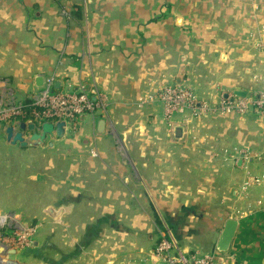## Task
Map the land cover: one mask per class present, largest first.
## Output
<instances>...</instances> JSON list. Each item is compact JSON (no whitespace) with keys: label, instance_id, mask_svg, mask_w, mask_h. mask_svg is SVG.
<instances>
[{"label":"crops","instance_id":"1","mask_svg":"<svg viewBox=\"0 0 264 264\" xmlns=\"http://www.w3.org/2000/svg\"><path fill=\"white\" fill-rule=\"evenodd\" d=\"M198 2L207 0H195ZM209 2L225 4L227 11L199 19L189 16L199 23L175 30L191 37L181 50H173L163 38L158 40L159 50L155 49L152 36L144 51L130 47L131 52L119 55L115 50L119 44L102 46L103 37L88 41L77 54L61 44L67 34L58 27V0H0V139L11 153V158L3 161L5 176L14 172L16 156L45 147L64 148L69 157L80 148L100 152L101 144L112 136L115 161L129 167L117 171L119 174L113 172V176L73 180L65 204L52 206L55 218L46 223L55 232L63 229L60 237L54 238L56 248L46 254L36 248L39 240L33 241L32 248L13 244L16 253L0 255V264L7 258L18 264H165L152 256L153 244L162 234L180 250L216 251L217 264H264V106L244 114L212 110L220 98L249 95L253 93L250 86L264 89V54L255 44L257 30L264 25V0ZM136 59L141 65L128 69L127 64ZM37 77L40 86H35ZM47 77H53L55 89L101 92L109 104L123 112L137 97L175 83L189 88L210 110L180 121V134L173 139L168 138L169 128L162 121V103L153 101L144 106L145 119L152 122L148 125L122 127L113 111L106 110L111 123L101 119L98 128L96 110L76 118L79 124L74 130L64 126L60 138L46 135L43 144L34 146L10 144L5 128L12 125L18 130V122H33L18 115L20 106ZM9 99L19 109L16 113L2 107ZM135 133L142 137L133 143L130 136ZM29 134L25 130L24 138ZM138 176L144 178L139 181ZM154 176L197 177L193 184L184 181L188 194H183L176 207H167L155 200ZM230 179V190L218 192L217 181L227 184ZM169 183L163 196L177 189ZM13 206L0 204V213L43 212L40 202L29 204V208ZM161 217L169 219L168 224ZM228 219L235 221L233 233L225 250L219 251L215 247ZM6 234L0 227V245H11Z\"/></svg>","mask_w":264,"mask_h":264},{"label":"rangeland","instance_id":"2","mask_svg":"<svg viewBox=\"0 0 264 264\" xmlns=\"http://www.w3.org/2000/svg\"><path fill=\"white\" fill-rule=\"evenodd\" d=\"M71 1L58 0V27L67 34L61 38V44L68 46L71 52L76 54L82 52L88 41L94 43L100 37L106 40L102 46L117 42L119 46L115 50L119 55L131 52L130 47H133L132 51H144L146 43L148 45L152 36L155 47L161 45L158 40L163 38L173 47V50L178 51L182 49L184 43H186L185 41L191 39V37H185L183 33H178L175 30L179 27L182 28L184 25L189 27L194 22L199 23L197 20H189V16L192 18L196 15V18L199 19L206 15L225 13L227 11L225 4H212L209 2L210 0H207V3L198 2L197 4H195V0H73L74 3ZM254 11L258 12V8L254 9ZM261 13H264V4L261 6ZM172 29L173 32L170 33L169 31ZM99 49H101V45ZM155 49L159 50L158 47ZM124 60H119V62L121 63ZM135 64H140L138 59L127 64L128 69ZM250 87V92L260 89L259 86ZM93 94L103 104L99 108L97 116L100 119H106L107 123H111V120L106 116V110L113 111L115 114L114 118L118 120L117 123L122 127L152 123L151 121L147 122L145 119L146 108L144 106L146 104L138 106L135 101L133 104L131 102L128 106H125L129 110L123 112V110L114 108L115 105L109 104L103 93L93 90ZM8 95L10 97V94ZM13 106H15L14 103L9 99V103L2 107L10 108L13 112L16 109ZM26 107L25 103L20 106L21 113L18 115L23 119H29L30 117L29 109ZM218 114L222 113L218 112ZM162 121L166 128H169L168 138L173 139L174 135L171 128L173 126L178 127L181 122L177 117L172 118L171 125L167 124L165 120ZM78 124L79 121L76 119L72 124H67V128L72 131ZM154 124L159 123L155 122ZM141 137L142 135L138 133L130 136L133 143L140 141ZM150 139L155 140L158 138ZM114 140V136L108 137L106 139L107 142L101 144L103 148L100 152L94 148L76 149L72 157L67 156L64 148L45 147L37 149L32 151V153L16 156L14 172H11V176H5L3 161L11 158V153L3 146L0 139V204L6 203L9 207L14 205L13 207L17 208H29V204H38L40 202L43 208V212L38 215L28 212L14 214L12 211L2 210L0 216H7V219L5 222L0 223V226H3L1 228L7 231L6 235L9 243L17 245L19 248H32L33 241L39 240L40 244L36 248L43 250V253H51L56 248L54 238L56 236L60 237L63 229L58 228L55 232V229L50 230L49 225L46 223L50 222L53 217L55 218V206L60 203L61 205L65 204V195L71 192V182L73 180L82 182L84 176H113V172L116 173L129 168L127 164H122L121 167L115 161L116 158L113 153L117 149ZM104 164L108 166L105 167ZM119 173L117 172L116 174ZM3 177L5 179L4 183L2 181ZM196 177L154 176V190L157 192V194L155 192V200L157 204L176 207L182 201L183 194H188L186 192L189 188H185L184 181L193 184ZM138 178L140 181L144 177L138 176ZM231 178L233 179V176ZM179 179L181 181H178ZM232 179H230V183H227L229 185L226 184L225 180L223 182L218 180V192L229 191L233 184ZM167 181L172 182L171 184L177 187L174 193L167 195L173 199H169L162 194L163 190L168 189L166 188ZM143 182L145 184V181ZM198 184H200V181ZM163 200H166L163 203L164 205L161 203ZM18 205L22 206L18 207ZM11 213H13L14 218H12ZM166 217H164L165 219L161 217V219L168 224L169 219ZM111 219L108 218L109 221ZM18 235L21 236V245L15 241ZM153 235L155 234L153 233ZM154 238L156 240V235ZM63 247H65V244H63Z\"/></svg>","mask_w":264,"mask_h":264},{"label":"built area","instance_id":"3","mask_svg":"<svg viewBox=\"0 0 264 264\" xmlns=\"http://www.w3.org/2000/svg\"><path fill=\"white\" fill-rule=\"evenodd\" d=\"M255 44L264 54V25H261L257 30ZM52 82L53 77H47L42 86L25 103L29 109V120L38 126L44 121L52 123L62 121L67 126L84 113H92L103 106L93 91L89 92L81 88L55 89L52 87ZM153 101L162 103L163 118L169 125H171L173 117L185 122L195 114L210 110L206 103L196 100L189 88L176 84L162 85L156 92L141 95L136 99L138 106ZM263 106L264 90L258 89L249 95L220 98L212 110L226 114H244L250 110L259 111ZM15 111H19V109L17 108ZM15 111L13 112L16 113ZM20 238L21 236L18 235L15 240L19 245L22 243ZM152 256L162 260L165 264H217L218 258L217 252L214 250H180L170 238L163 234L153 244Z\"/></svg>","mask_w":264,"mask_h":264},{"label":"water","instance_id":"4","mask_svg":"<svg viewBox=\"0 0 264 264\" xmlns=\"http://www.w3.org/2000/svg\"><path fill=\"white\" fill-rule=\"evenodd\" d=\"M35 86H40L41 81L39 77L35 79ZM242 96L243 94L240 93L238 94ZM2 95L0 93V101H1ZM93 99V97H92ZM103 124V120H98L97 126L100 128ZM65 124L62 121L59 122H41L39 126L36 128L35 124L31 121L29 122H18L17 128L18 130H14L12 125H7L5 128V135H6V140L10 144L18 143L20 146H34L37 144H43L44 139L46 135L55 137V138H60L63 135V128ZM25 130L30 131V134L27 138H24L23 133ZM180 134V128L176 127L174 128V136H179ZM234 223L235 221L232 219H228L224 227L222 228L218 242L216 245V249L219 251L225 250L228 241L230 240L232 233H233V228H234ZM16 253V248L12 245H0V255L2 254H15ZM4 264H18L15 260L13 259H6Z\"/></svg>","mask_w":264,"mask_h":264},{"label":"bare ground","instance_id":"5","mask_svg":"<svg viewBox=\"0 0 264 264\" xmlns=\"http://www.w3.org/2000/svg\"><path fill=\"white\" fill-rule=\"evenodd\" d=\"M4 221H5L4 219H2V218L0 219V222H4Z\"/></svg>","mask_w":264,"mask_h":264},{"label":"trees","instance_id":"6","mask_svg":"<svg viewBox=\"0 0 264 264\" xmlns=\"http://www.w3.org/2000/svg\"><path fill=\"white\" fill-rule=\"evenodd\" d=\"M26 102H27V101H26ZM26 102H25V103H26ZM26 106H27V105H26ZM26 108H27V107H26Z\"/></svg>","mask_w":264,"mask_h":264}]
</instances>
